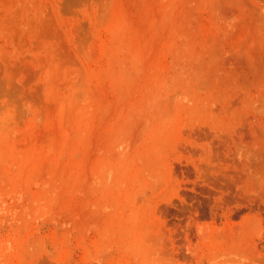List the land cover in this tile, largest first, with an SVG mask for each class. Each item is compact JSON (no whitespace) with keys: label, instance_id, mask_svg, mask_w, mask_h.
Here are the masks:
<instances>
[{"label":"rangeland","instance_id":"rangeland-1","mask_svg":"<svg viewBox=\"0 0 264 264\" xmlns=\"http://www.w3.org/2000/svg\"><path fill=\"white\" fill-rule=\"evenodd\" d=\"M0 264H264V0H0Z\"/></svg>","mask_w":264,"mask_h":264}]
</instances>
